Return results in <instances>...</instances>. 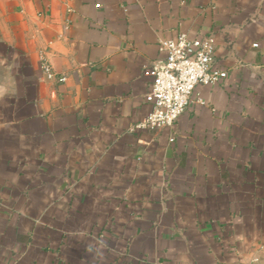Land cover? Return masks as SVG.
Instances as JSON below:
<instances>
[{"label":"crops","instance_id":"crops-1","mask_svg":"<svg viewBox=\"0 0 264 264\" xmlns=\"http://www.w3.org/2000/svg\"><path fill=\"white\" fill-rule=\"evenodd\" d=\"M180 32L226 76L135 129ZM0 264H264V0H0Z\"/></svg>","mask_w":264,"mask_h":264},{"label":"built area","instance_id":"built-area-1","mask_svg":"<svg viewBox=\"0 0 264 264\" xmlns=\"http://www.w3.org/2000/svg\"><path fill=\"white\" fill-rule=\"evenodd\" d=\"M158 51L160 56L149 67L152 80L144 95L150 108L134 124L135 129L171 127L198 85L216 83L226 76L224 70L212 65L215 45L210 36L189 38L180 32L173 38L160 39ZM39 60L43 76L53 79L55 72L44 53ZM64 79L58 77L59 81Z\"/></svg>","mask_w":264,"mask_h":264}]
</instances>
